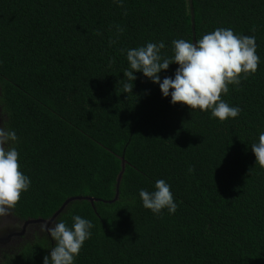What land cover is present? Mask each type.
Returning a JSON list of instances; mask_svg holds the SVG:
<instances>
[{
	"label": "trees",
	"instance_id": "trees-1",
	"mask_svg": "<svg viewBox=\"0 0 264 264\" xmlns=\"http://www.w3.org/2000/svg\"><path fill=\"white\" fill-rule=\"evenodd\" d=\"M192 1L196 41L219 28L255 37L257 71L221 94L235 118L172 104L142 72L124 77L128 50L163 42L170 59L174 40L193 42L189 0H0V128L15 131L6 147L31 181L11 211L47 220L70 198L99 200L55 220L93 225L74 264H264V169L251 150L264 132V0ZM160 179L174 214L143 206L140 190ZM18 243L0 264H43L55 246L40 227Z\"/></svg>",
	"mask_w": 264,
	"mask_h": 264
},
{
	"label": "clouds",
	"instance_id": "clouds-1",
	"mask_svg": "<svg viewBox=\"0 0 264 264\" xmlns=\"http://www.w3.org/2000/svg\"><path fill=\"white\" fill-rule=\"evenodd\" d=\"M172 43L174 55L170 59H162L160 55V50L165 47L163 42L128 50L127 61L131 70H126L124 77L133 82L137 78L134 72H142L153 83L159 84L164 97L171 95L172 104L187 105L191 110H211L212 116L220 121L237 117L241 109L230 107L221 100V94L229 91V85H239L241 74L246 79L257 71L259 57L255 37H241L231 29L219 28L195 44L183 39ZM172 63L179 65L175 78L165 77L161 83L158 74ZM133 86V83H126L124 93L132 92ZM17 139L15 131L0 128V216L8 215L15 208L21 193L26 192L31 183L20 170L16 148L6 147ZM251 150L256 158L255 164L264 169V132L260 133L258 143L253 144ZM192 171L190 168L189 172ZM139 195L143 206L154 214H160L165 208L170 214L177 210L170 186L163 179L156 181L155 191L142 189ZM72 219L71 228L63 221L53 222L51 227L41 225V230L47 231L55 241L43 264H74L82 245L91 237L93 225L78 215Z\"/></svg>",
	"mask_w": 264,
	"mask_h": 264
},
{
	"label": "water",
	"instance_id": "water-1",
	"mask_svg": "<svg viewBox=\"0 0 264 264\" xmlns=\"http://www.w3.org/2000/svg\"><path fill=\"white\" fill-rule=\"evenodd\" d=\"M189 11H190V16H191V22H192V31H193V42L195 44V32H194V27H195V22H194V10H193V1L189 0ZM122 164H121V172L118 175L117 178V185H116V196L113 200L116 201L118 197V187L121 181V177L123 174V171L125 169V162L123 159H121ZM75 201H88L90 203L93 202H99V200L91 199V198H70L66 200L61 208L49 219L47 220H42V219H29L26 221H16V220H4L3 222L0 223V247H4L6 245H10L13 243H18L23 240V238L26 237L27 233L30 232L34 228H41L42 224H47L48 227H51L53 222L57 219V217L62 213V211L70 204ZM47 232V231H46Z\"/></svg>",
	"mask_w": 264,
	"mask_h": 264
},
{
	"label": "flooded vegetation",
	"instance_id": "flooded-vegetation-1",
	"mask_svg": "<svg viewBox=\"0 0 264 264\" xmlns=\"http://www.w3.org/2000/svg\"><path fill=\"white\" fill-rule=\"evenodd\" d=\"M4 220H16V221H19L20 222V220L19 219H17V218H14V216H13V212L10 210V213L8 214V215H6V216H0V223L1 222H3ZM29 233H31V231L30 232H28V234ZM28 234L26 235V237L28 236ZM17 244L19 245V243H13V244H10V245H6V246H4V247H0V251L1 250H10V249H12L13 247H17ZM13 245H15V246H13ZM9 246V247H8ZM4 248V249H3Z\"/></svg>",
	"mask_w": 264,
	"mask_h": 264
}]
</instances>
